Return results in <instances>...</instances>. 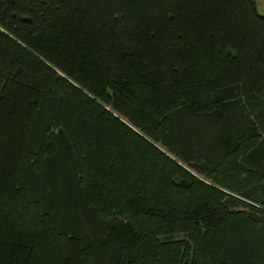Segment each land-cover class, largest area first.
<instances>
[{
    "label": "trees",
    "instance_id": "trees-1",
    "mask_svg": "<svg viewBox=\"0 0 264 264\" xmlns=\"http://www.w3.org/2000/svg\"><path fill=\"white\" fill-rule=\"evenodd\" d=\"M0 264H264L255 0H0Z\"/></svg>",
    "mask_w": 264,
    "mask_h": 264
},
{
    "label": "rangeland",
    "instance_id": "rangeland-1",
    "mask_svg": "<svg viewBox=\"0 0 264 264\" xmlns=\"http://www.w3.org/2000/svg\"><path fill=\"white\" fill-rule=\"evenodd\" d=\"M255 3H256V6H257V9L259 11V13L261 15H264V0H255ZM29 219H31V222L33 221L34 222V219L30 218V217H27ZM178 239H181V238H184V236H180V237H177Z\"/></svg>",
    "mask_w": 264,
    "mask_h": 264
}]
</instances>
